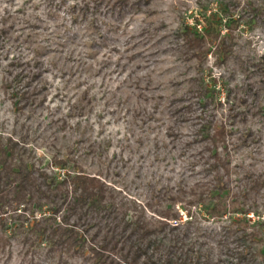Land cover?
Wrapping results in <instances>:
<instances>
[{"label": "rangeland", "instance_id": "1", "mask_svg": "<svg viewBox=\"0 0 264 264\" xmlns=\"http://www.w3.org/2000/svg\"><path fill=\"white\" fill-rule=\"evenodd\" d=\"M236 1L235 17L264 4V0ZM223 3L150 0L153 13H130L114 20L120 29L104 41H94L97 33L89 19L105 10L98 6L101 11L90 13L97 0H0V30L5 29L0 33V134L12 135L26 157L40 166L53 170L55 158L64 157L68 164L56 168L58 172L83 169L100 176L128 216L144 211L157 219L168 205L169 195L164 193L168 188L179 197L172 206L179 210L180 220L190 218V211L193 230L196 225L212 231L219 220L197 204L208 181L201 170L206 154L199 151L202 142L193 139L199 123L225 112L226 106L217 110L208 106L204 111L186 93L195 76L211 81L223 72L228 76L229 70L216 62L213 53L196 69V62L185 58L177 33L187 24L203 29L211 13L227 32ZM85 8L87 16L82 13ZM261 26L244 17L234 28L230 68L237 67L240 58L264 55ZM31 69L39 72L32 86L24 88L23 77L14 83L17 72L27 74ZM228 80L240 82L242 75L236 72ZM17 87L20 90L15 91ZM216 88L223 98V84ZM247 143L232 150L233 163H247L264 173V139L261 146ZM260 210L264 213V207ZM6 222L15 223L10 218ZM215 238L209 236L208 241ZM9 240L4 250L0 248V264H30V256L31 264H54L44 246L26 252L30 248L21 233ZM68 261L85 264L80 258Z\"/></svg>", "mask_w": 264, "mask_h": 264}, {"label": "trees", "instance_id": "2", "mask_svg": "<svg viewBox=\"0 0 264 264\" xmlns=\"http://www.w3.org/2000/svg\"><path fill=\"white\" fill-rule=\"evenodd\" d=\"M223 1L221 13L229 20L227 32L211 13L203 29L187 24L177 33L185 58L196 62V69L213 53L218 64H226L229 75H242V80L233 84L226 72L211 81L195 76L186 93L196 98L202 110L226 106L225 112L200 122L193 139L203 144L199 151L206 155L201 170L208 177L197 204L204 206L210 218L219 220V229L194 225L193 230L190 211V218L180 220L179 210L172 206L179 197L168 188L164 189L168 205L157 219H150L144 211L128 216L100 176L83 169L58 172L56 168L68 164L64 157L55 158L53 170L40 166L26 157V150L12 135L0 134L1 249L10 244L11 235L21 233L30 248L26 252L44 246L54 264H67L70 258H80L85 264H264V213L260 210L264 207V173L247 163H233L231 158L248 141L261 146L264 139V55L240 58L237 67L227 65L234 54L232 31L244 17L264 29V4H252L248 13L235 17L239 2ZM98 6H103L104 12L89 19L97 33L94 41H104L120 29L114 20L154 11L150 0H97L90 13L101 11ZM87 12V8L82 10L84 16ZM102 14L104 19H100ZM38 73L34 69L22 75L17 72L14 83L23 77L24 88H28ZM218 83L223 84V98ZM8 218L15 223L9 226ZM7 228H12L10 234ZM212 235L217 238L208 241ZM28 262H34L33 256Z\"/></svg>", "mask_w": 264, "mask_h": 264}]
</instances>
